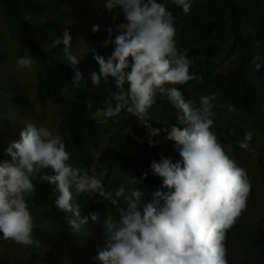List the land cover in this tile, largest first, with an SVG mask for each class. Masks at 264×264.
<instances>
[{
    "label": "trees",
    "instance_id": "16d2710c",
    "mask_svg": "<svg viewBox=\"0 0 264 264\" xmlns=\"http://www.w3.org/2000/svg\"><path fill=\"white\" fill-rule=\"evenodd\" d=\"M106 2L0 0V15L11 37L15 39L19 53L23 54L22 47L29 45L38 61L35 94L39 100L43 102L46 95L58 96L64 90L71 96L63 104L58 125L59 135L70 154L67 163L74 162L76 167L91 175L94 162L92 152L102 142L103 136L108 135V142L99 151L95 164L98 171L104 172L103 184L111 179L112 185L116 187L125 178V184H120L125 188V194L130 188H139L144 192L142 203L151 202L153 192L169 191L162 187V179L153 174L151 163L160 162L162 158L171 159L173 163L181 159L175 142L168 140L167 134L173 126L183 129L186 125L178 123V109L166 94L160 93H157L156 103L145 117L152 129L160 130L157 135H150L149 128L126 111L111 118L92 119L93 112L103 108L105 98L116 91L111 77L107 82L101 78L98 86L92 85L90 74L99 73L94 55L97 53L105 58L111 55L114 45L104 46V41L109 37L107 29L112 28L114 38L118 26L126 23L122 12L119 9L109 11L105 7ZM157 2L172 13L177 30V49L180 52L187 50V58L191 61L189 71L200 77L183 85H165V88H178L185 100L191 99L195 106H199L201 96L217 94L216 100L212 101V113L225 114L229 120L228 124L219 127L218 136L214 125L211 131L223 145L226 154L243 169L245 167L239 155L257 151L264 180V66L256 71L253 64L254 57H264V0H190L191 10L187 15L174 0ZM94 25L99 26L98 32H93ZM65 29L72 37L71 53L77 45H82L90 52L85 56H76L80 60L78 69L83 81L87 82L86 89L72 86V66L63 53V45L53 46L54 40L62 39ZM97 37L98 41L93 42ZM6 46V39L0 36V60ZM131 63L129 58V65ZM125 71H130V67ZM88 98L93 102L91 110L86 107ZM229 105H234L236 110L230 112ZM32 111V102L23 87L0 65V161L11 160L5 154L6 149L12 142L19 140L20 132L29 123L28 117ZM249 131L253 133L249 142L250 150L241 149L238 144ZM226 143L231 144V150L226 147ZM52 174L51 169H42L36 174L32 181L35 192L27 195L26 201L32 216H41L48 222L47 227L33 228L34 239L53 244L55 249L45 255L31 251L20 264H53L61 260L66 264H100L96 257L98 249L102 250L103 246L98 244V239H106L103 235L101 208L112 210L114 214L115 209L104 197L100 196L94 201L72 189L73 205L79 206L81 218L89 219L88 223L78 228L71 227L65 219L70 214L54 205L56 186L41 179ZM247 176L251 183L248 202L255 189L248 173ZM116 190L109 192L114 196ZM95 212L101 214L100 223L90 219V213ZM243 215L244 211L226 232L224 245L227 264H230L228 252L233 243L231 229L241 223ZM247 240L241 264H264V218ZM4 242L3 234L0 233V245ZM4 259L1 251L0 264H6Z\"/></svg>",
    "mask_w": 264,
    "mask_h": 264
},
{
    "label": "clouds",
    "instance_id": "9594fccd",
    "mask_svg": "<svg viewBox=\"0 0 264 264\" xmlns=\"http://www.w3.org/2000/svg\"><path fill=\"white\" fill-rule=\"evenodd\" d=\"M174 3L185 15L189 14L190 0ZM105 7L109 11L119 9L126 23L118 26L114 38L112 28L107 29L109 37L104 46L114 45L111 55H94L99 73L90 74L92 85L98 86L101 78L107 82L111 77L116 91L105 98V106L97 108L92 119L111 118L126 111L148 127L150 135H157L160 130L152 129L145 117L156 103L157 93L166 94L180 113L178 123L186 125L183 129L173 126L167 134L181 159L173 163L162 158L151 163L153 174L162 179V187L169 191L153 192L151 202L146 203H142L144 192L139 188L125 194L121 186L113 196L96 176L67 163L70 154L60 135L27 123L19 140L6 149L11 160L0 161V233L4 239L22 246H40L33 237V218L26 196L35 192L32 181L36 174L51 169L53 174L41 179L56 186L54 205L70 214L65 219L71 227L78 228L89 219L81 218L79 206L73 205L72 189L77 194H98L115 209V214L108 210L103 216L105 247L98 249L96 257L100 264H227L226 232L243 211L245 214L251 183L246 170L226 154L211 131L212 101L217 94L201 96L199 106H195L191 99L185 100L178 88H165L200 79L189 71L187 50L177 49L174 17L165 5L157 0H107ZM92 30L98 32L99 26L94 25ZM71 41L65 29L62 39L54 40L53 46L63 45V53L72 66V86L86 89L87 82L78 69L80 60L70 51ZM16 63L20 68H31L36 59L25 56ZM253 64L260 71L264 57H254ZM129 67L130 71H125ZM86 107L93 108L90 98ZM228 110L236 109L229 105ZM252 136V132H246L238 146L250 150ZM90 219L100 223L101 214L90 213Z\"/></svg>",
    "mask_w": 264,
    "mask_h": 264
},
{
    "label": "rangeland",
    "instance_id": "374dc122",
    "mask_svg": "<svg viewBox=\"0 0 264 264\" xmlns=\"http://www.w3.org/2000/svg\"><path fill=\"white\" fill-rule=\"evenodd\" d=\"M0 36L6 39V49L3 51V58L0 60V65L11 77L16 79L19 84L23 87L24 92L28 95L29 99L32 102L33 111L28 117L29 123H33L36 126H44L49 129L53 135H59V123H60V114L63 110V104L65 101L69 100L71 96L67 93V91H63V93L58 96L46 95L41 102L39 98L36 96V84L38 82L36 77V71L39 67L38 61L35 58L31 47L29 48L27 45L22 47L23 54L19 53V48L15 39H13L8 32L7 24L5 23L3 17L0 15ZM98 38H95L93 42H97ZM92 42V43H93ZM77 47V48H76ZM74 50H72V54L74 56H85L90 52L84 49L82 45H77ZM18 48V49H17ZM32 56L36 59V63L31 68H20L17 66L16 61L20 57ZM228 66L230 63H226ZM115 81H111L114 83ZM214 121V129L216 131L217 136L219 133L217 130L223 124H228V116L222 113H218L212 116ZM110 134V133H109ZM108 142V135H104L102 142L98 145L97 149L92 152V158L94 162L91 167V175L96 176L98 179L102 181V177L104 172H100L95 168L96 157L99 154V151L103 146ZM226 147L231 150V144L226 143ZM241 164L245 167L244 169L250 175L251 182L254 186V193L251 199L247 202V206L245 209L244 218L241 223L236 225L232 229V246H230V264H241L244 259V245L248 242V237L252 234L255 226L258 225L260 220L264 218V180L261 175V166L260 161L258 159L257 151H253L250 154H240L239 155ZM74 167H76L75 163H70ZM127 175H130L127 173ZM121 178V177H120ZM131 178V177H128ZM127 180L122 179L119 181L120 184H125ZM103 183V182H102ZM120 184L117 186H113L111 183V179H108L104 185L106 191H112L113 189H119ZM75 190V189H73ZM131 190V188L129 189ZM127 190V192L129 191ZM87 197L91 198L94 201H97L100 196L98 194H90L83 193ZM127 194V193H126ZM102 211V219L104 214L107 212L105 208H101ZM32 216V215H31ZM33 218V228L37 229L40 227H47L48 222L41 216H32ZM103 222V221H102ZM4 239V238H3ZM4 244L0 245V252L3 251L6 264H20L23 260L24 256H26L29 252L35 251L39 255H45L46 253H52L54 250V245L46 242H40V246L36 247L35 245L31 246H22L20 244L15 243L12 240L4 239ZM98 244L103 245L105 247V239L99 238ZM53 264H66L64 260L59 262L55 261Z\"/></svg>",
    "mask_w": 264,
    "mask_h": 264
}]
</instances>
